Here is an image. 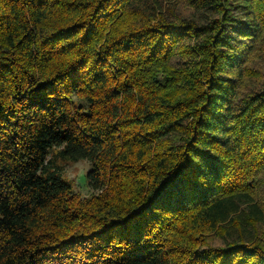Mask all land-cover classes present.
I'll return each instance as SVG.
<instances>
[{
	"label": "trees",
	"instance_id": "obj_1",
	"mask_svg": "<svg viewBox=\"0 0 264 264\" xmlns=\"http://www.w3.org/2000/svg\"><path fill=\"white\" fill-rule=\"evenodd\" d=\"M0 264H264V0H0Z\"/></svg>",
	"mask_w": 264,
	"mask_h": 264
},
{
	"label": "rangeland",
	"instance_id": "obj_2",
	"mask_svg": "<svg viewBox=\"0 0 264 264\" xmlns=\"http://www.w3.org/2000/svg\"><path fill=\"white\" fill-rule=\"evenodd\" d=\"M56 148L50 150L47 160L50 161L51 168L56 170L73 191L80 197H90L95 193L90 189L86 182V172L91 167L88 160L80 159L77 161L63 160L55 155Z\"/></svg>",
	"mask_w": 264,
	"mask_h": 264
}]
</instances>
